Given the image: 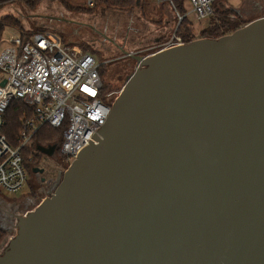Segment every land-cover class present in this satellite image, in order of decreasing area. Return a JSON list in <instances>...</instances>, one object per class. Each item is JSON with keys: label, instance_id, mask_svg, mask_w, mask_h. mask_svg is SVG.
<instances>
[{"label": "water", "instance_id": "water-1", "mask_svg": "<svg viewBox=\"0 0 264 264\" xmlns=\"http://www.w3.org/2000/svg\"><path fill=\"white\" fill-rule=\"evenodd\" d=\"M132 57L0 264H264V16Z\"/></svg>", "mask_w": 264, "mask_h": 264}, {"label": "built area", "instance_id": "built-area-1", "mask_svg": "<svg viewBox=\"0 0 264 264\" xmlns=\"http://www.w3.org/2000/svg\"><path fill=\"white\" fill-rule=\"evenodd\" d=\"M77 1L86 7L94 3ZM165 1L173 10L175 24L156 51L186 43L177 29L192 30L209 18L215 2L184 0L185 12L173 0ZM9 42L0 51V190L17 192L26 182L25 159L33 150L35 132L43 124L62 128L59 149L69 164L88 141H96L119 90H105L97 56L54 31H19ZM13 99L32 106L33 113L20 118L16 137L9 140L3 132L4 115Z\"/></svg>", "mask_w": 264, "mask_h": 264}, {"label": "rangeland", "instance_id": "rangeland-1", "mask_svg": "<svg viewBox=\"0 0 264 264\" xmlns=\"http://www.w3.org/2000/svg\"><path fill=\"white\" fill-rule=\"evenodd\" d=\"M35 2L34 5H29L24 0H6L0 4V20L6 15L15 16L19 18L21 24V28L14 25L5 27L0 39V51L11 44L9 42L11 37L16 36L20 29L54 31L65 41L92 52L100 59L101 65H105L107 71L113 70L115 73L114 63H110L111 66L108 65L104 61L108 57L103 54L100 56L95 52L97 44L93 40L96 35L100 33L110 35L118 44L123 43V39H127L129 41L126 43V48L135 50L140 48L135 46V40L147 42L144 46L150 45V41L157 36L164 34L167 37L175 24L173 10L165 0H140L133 8L123 11L98 7L89 12L69 10L59 0H36ZM70 2L74 5L80 4L77 0H70ZM226 3L230 8H240V14L243 12L242 9L249 5L257 4L263 9L255 10L244 24L264 16V0H226ZM182 4L186 12V1ZM202 25L203 23L197 24L192 29L196 32L195 35L198 33L197 28ZM164 36L161 39L165 38ZM156 49L153 48L147 52ZM103 83H109L108 77H103ZM0 191V227L5 231L0 241L2 251L16 233L17 217L24 214L23 207H20V200L28 201L25 196L29 192V187L25 182L17 192ZM47 196L49 195L43 196L42 199ZM42 199L29 204L27 210L33 209Z\"/></svg>", "mask_w": 264, "mask_h": 264}, {"label": "trees", "instance_id": "trees-1", "mask_svg": "<svg viewBox=\"0 0 264 264\" xmlns=\"http://www.w3.org/2000/svg\"><path fill=\"white\" fill-rule=\"evenodd\" d=\"M6 0H0V4ZM29 5H34L36 0H24ZM61 4H63L69 10H77V11H91L92 9L99 8H108L115 10H129L133 8L138 1L140 0H94L93 6H83V5H74L70 2V0H59ZM177 7L183 11V1L184 0H173ZM240 8L233 9L228 7L226 0H215L213 3V14L202 21L199 24L203 23V25L197 28V35L194 34L191 29H177L176 33L183 36L185 42H189L195 38L200 37H209V38H217L219 36L232 33L234 30L243 26V24L247 21L248 17L245 18L244 14H240ZM230 15H234V18ZM184 22H187V19L184 18ZM20 26V20L15 16H4L0 20V39L2 33L6 26ZM20 31L25 32L27 34L32 33L33 31L23 30ZM196 33V32H195ZM63 39V38H62ZM105 65H101L100 73L102 78L108 77L109 83L104 84L105 90H120L122 85L124 84V79L117 78L116 74L113 70L107 71L104 67ZM114 81V82H113ZM117 81V82H116ZM116 82V83H115ZM33 113V107L25 104L20 99H13L8 105L5 115H4V127L3 132L7 136L9 140H13L16 137L20 118L30 116ZM62 135V128H54L48 124H43L33 135L32 137V147H35L37 143H60ZM1 192V191H0ZM5 233L4 229L0 227V241L2 239L3 234ZM8 243V242H7ZM6 247V246H5ZM4 250V249H3ZM0 250V254L3 252Z\"/></svg>", "mask_w": 264, "mask_h": 264}, {"label": "flooded vegetation", "instance_id": "flooded-vegetation-1", "mask_svg": "<svg viewBox=\"0 0 264 264\" xmlns=\"http://www.w3.org/2000/svg\"><path fill=\"white\" fill-rule=\"evenodd\" d=\"M255 10H263L259 5L247 6L242 9L244 17H249ZM164 36H157L150 41V45H146L147 42L137 39L135 40L136 47H142L141 49L130 50L126 48V43L129 41L123 39V43H116V40L105 33L98 34L94 38L96 45L95 52L102 56L108 57L104 60L105 63L111 66L114 63L115 74L118 80L125 79L133 72L137 67V61L132 57L134 55L146 56L161 47V38ZM165 37V36H164ZM144 46V47H143ZM156 49L152 52H147L151 49ZM111 63V64H110ZM133 69V70H132ZM117 82V81H116ZM40 146V149L36 148V145ZM33 148L31 154L25 159L26 168V184L29 187V192L25 196L28 201L20 200V207L23 209V213H26L29 204L34 203L36 200L42 199L43 196L50 195L55 189L56 185L60 181L64 170L68 166V162L61 155L59 149V143H37ZM54 145L52 148L48 146ZM21 212V213H22Z\"/></svg>", "mask_w": 264, "mask_h": 264}]
</instances>
